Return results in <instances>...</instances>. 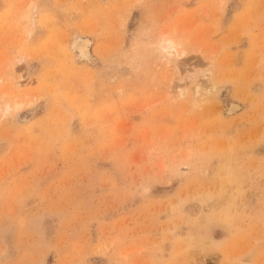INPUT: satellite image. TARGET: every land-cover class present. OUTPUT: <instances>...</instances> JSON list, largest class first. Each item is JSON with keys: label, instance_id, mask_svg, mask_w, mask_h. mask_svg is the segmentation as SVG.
Here are the masks:
<instances>
[{"label": "rangeland", "instance_id": "rangeland-1", "mask_svg": "<svg viewBox=\"0 0 264 264\" xmlns=\"http://www.w3.org/2000/svg\"><path fill=\"white\" fill-rule=\"evenodd\" d=\"M0 93V264H264V0H0Z\"/></svg>", "mask_w": 264, "mask_h": 264}, {"label": "bare ground", "instance_id": "bare-ground-1", "mask_svg": "<svg viewBox=\"0 0 264 264\" xmlns=\"http://www.w3.org/2000/svg\"><path fill=\"white\" fill-rule=\"evenodd\" d=\"M72 45H73V48L75 51L78 52V55L79 57L81 56H84L86 55V52H87V48L89 46V40H87V38H78L77 40L74 41V43L72 42ZM71 45V46H72ZM160 49L158 51L159 53V58L164 61L165 63L167 64H177V67H178V63L176 62V57L179 56V55H182V52H177V49H175L172 41L170 39H165L163 40L160 45H159ZM182 82V80H181ZM185 82V81H184ZM16 84H18V81L16 82ZM178 84V83H177ZM181 84L182 83H179L178 85H176L174 88L175 89H182L181 87ZM20 86L19 84L17 85V87ZM200 87V83L198 84L197 81H195L192 85V93L191 95H193V97L197 98V95L200 94L201 96V89L199 88ZM173 88V89H174ZM183 92V91H181ZM4 93V91H3ZM2 94L0 93V100L2 99ZM6 105V108H1V105H0V112L1 113H5L7 110H8V104L5 103ZM17 106V104L14 105V107ZM20 105H18L19 107ZM232 106V105H231ZM235 106H232L230 109H233L234 110Z\"/></svg>", "mask_w": 264, "mask_h": 264}]
</instances>
